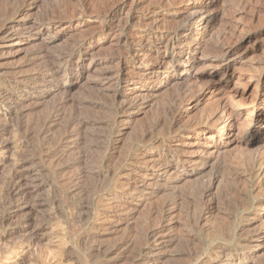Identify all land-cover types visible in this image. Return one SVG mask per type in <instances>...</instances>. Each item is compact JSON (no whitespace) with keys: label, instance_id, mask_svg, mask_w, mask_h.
<instances>
[{"label":"rangeland","instance_id":"rangeland-1","mask_svg":"<svg viewBox=\"0 0 264 264\" xmlns=\"http://www.w3.org/2000/svg\"><path fill=\"white\" fill-rule=\"evenodd\" d=\"M76 1L37 0L30 17L86 20ZM115 1L93 0L86 9H110ZM140 1L129 0L118 17L133 16L143 26L99 36L93 62H84L91 72L69 87L49 78L68 70L63 63L77 54L79 28L11 42L0 55L9 73L8 81L0 75V252L11 248L0 264H208L221 247L223 258L212 264H264V131L252 133L260 117L264 130V0H214L217 20L199 30L212 47L209 57L197 51L196 69L171 66L155 74L147 60L157 49L169 54L168 36L151 43L147 26L181 27L182 12L200 0ZM26 2L0 0V30ZM138 36L145 51L132 55L128 46L136 47ZM220 42L234 49L233 60L221 67L229 78L214 81ZM114 54L128 60L124 88L115 86ZM202 92L182 110L186 98ZM181 110L179 131L205 127L172 140L173 163L185 170L157 185L158 192L132 197L130 184L141 176L154 181L153 141ZM224 123L232 126L222 130ZM211 200L208 213L203 203ZM170 202L172 214L162 218ZM168 223L164 245L155 250L157 241L146 235Z\"/></svg>","mask_w":264,"mask_h":264},{"label":"bare ground","instance_id":"bare-ground-1","mask_svg":"<svg viewBox=\"0 0 264 264\" xmlns=\"http://www.w3.org/2000/svg\"><path fill=\"white\" fill-rule=\"evenodd\" d=\"M74 1V0H73ZM80 2V8H84L85 10L82 11L81 15H84L83 17H86L84 19L86 20H78V19H60L59 17H51V18H34L31 19L30 13L32 12V8H35V4L37 0H29V3L23 5L21 8H18L16 11H14L12 17L10 20H8L5 25H3V28L0 30V55H4V53L7 50V46L11 45L9 43H18L20 41H26L29 40L32 36L37 35V36H44L47 32H50L52 30H58V32L62 31L65 33V31H69L72 28H79L82 33L80 34L81 37H78V47H77V54L74 55L73 57L67 59L63 64L66 65L65 67L68 68V70H62L63 68H59L60 70H56L53 72L52 76L49 78L50 81L57 80L59 79L62 83L63 86L66 84L71 86L73 82H79L80 79L84 76L85 72H91L92 68H85L84 62L87 59L93 58L96 55L95 54V47L94 45L98 39L100 38L99 36L104 35V34H111L113 32H117L119 34H122L125 30H128L132 26H138L141 27L143 26L142 22L136 21V18L133 16L131 18H119L118 14L125 9L127 2L129 0H117L115 1L114 5L110 6V9L106 10H100V11H88L86 8L88 5L91 4L93 0H77ZM76 1V3H77ZM135 5L141 4L142 1L140 0H134ZM198 1V0H197ZM204 1L206 0H200V2L196 5L191 6L189 9L183 11L182 13L185 15L186 14V19L183 22L184 26L180 27L179 26H168L167 28H161L159 25L155 24H149L147 27L151 29L152 33L150 35V41L151 43H155L158 41H163L165 39V36H168L167 38V45H165V50L169 52V54H160V50L157 49L156 52L149 58L148 63H151L152 65H149L147 67V71L151 72L152 74L155 73H161V71H165L167 69H170L171 66L174 68V72L178 70H188V69H193L197 66L199 61L195 56H192V53L195 52H201V54H204L206 58L209 57V50L211 51V46L205 45L202 41L201 34L199 33L200 27L202 28H208L209 26H212L214 22L217 20V16L214 14V7L215 3L214 0H211V3H205ZM72 2V0H71ZM75 3V2H74ZM113 3V2H112ZM164 3V1L161 2V4ZM77 5V4H76ZM78 6V5H77ZM76 8L78 9V7ZM162 7V6H161ZM105 8V7H104ZM103 8V9H104ZM80 11V10H79ZM77 11V12H79ZM132 14V13H131ZM182 14V15H183ZM19 17L18 21H15ZM78 17V15H77ZM20 21H24V23H20ZM140 21V20H139ZM102 23L104 26L98 28L99 31H95L92 29L93 24L95 23ZM102 26V25H99ZM146 26V25H145ZM144 28V27H143ZM97 29V30H98ZM60 30V31H59ZM197 32V33H196ZM139 39V36L137 37ZM189 38H191V41H188ZM134 40V39H133ZM144 39L141 37L139 40H136V47L135 46H128L130 51H132L134 54L132 55H138L140 52L145 51V48L141 46V43ZM121 42L125 45L129 42V38L123 37ZM12 43V44H13ZM131 43V42H130ZM166 44V42H164ZM221 43V42H220ZM218 44V43H217ZM215 44V45H217ZM225 46H223V49L217 50V55L216 57H221L222 62H220L215 68H214V73H213V79H216L214 81H225L227 78H229L230 74L228 73L227 70H221V67L225 65L231 64L233 60V52L234 49L232 47H228L226 44L221 43ZM220 44V45H221ZM231 45L230 43H228ZM94 45V46H93ZM219 45V44H218ZM161 46V45H160ZM227 46V47H226ZM137 48V49H136ZM160 48V47H159ZM226 48V49H225ZM214 49V47H213ZM212 49V50H213ZM214 49V50H215ZM208 53V54H207ZM131 54V53H130ZM175 54H180V57L177 59V63H171V61L168 59L169 56H174ZM188 55L186 58H183L182 56ZM61 55L59 54L58 57ZM57 57V59H58ZM62 57V56H61ZM113 60H117V63L120 71L116 74L118 77L116 79V84L118 88L121 87H126L128 81L124 80L122 76V67H124L127 63L128 60L127 58L125 59L124 56L114 54L111 56ZM67 58V57H66ZM141 60L143 58H140ZM59 60V59H58ZM86 60V61H87ZM90 61V62H91ZM264 61V60H263ZM59 62V61H58ZM55 62V63H58ZM63 62V61H62ZM61 62V63H62ZM60 63V64H61ZM59 64V63H58ZM187 65V69H186ZM54 66V65H53ZM185 68H182L184 67ZM196 69V68H195ZM264 69V65L263 68ZM221 70V71H219ZM261 70V69H260ZM54 71V70H53ZM169 71V70H168ZM0 75L3 76V80L8 81L9 78V73L7 70L0 68ZM111 79V78H110ZM107 80L109 81V76L107 77ZM111 83V82H110ZM125 85V86H124ZM151 85V84H150ZM62 87V86H61ZM145 88V87H144ZM148 92L144 96H150L151 91L153 89L147 88ZM151 89V90H150ZM205 91V90H204ZM203 91V92H204ZM186 92V91H185ZM202 94H199L195 99L193 98L192 100L188 98L187 101L184 99V102L186 104L183 105L182 110H186L189 108L193 103L198 101L202 97ZM117 96V94H116ZM142 95V97H144ZM122 97L125 98V94H122ZM121 97V98H122ZM115 98V96H114ZM127 100H123L121 102H126ZM124 104V103H123ZM196 104V103H195ZM138 104H126L124 105L126 109H134L137 108ZM123 106V105H121ZM140 106V105H139ZM181 106V105H180ZM123 109V108H122ZM124 109V110H126ZM260 108H257V110ZM263 109V107H262ZM123 110V111H124ZM136 110V109H135ZM182 110L178 114V116H175L173 121L170 122L167 126L165 125L162 128V138L157 139L154 142V151L156 152V158L153 159L154 161V168L155 172L153 173L154 176V181H146L144 176H141L137 180V182L129 185V188L131 187V194L132 197H135L136 194H140V196H145L149 194H153L158 192L156 190L157 185H166L174 174H179L183 173L185 170L184 163L183 164H175L173 163V154H172V140H176L179 137H183V135H186L188 138L193 137L194 135H197L199 132H201L205 127H195L191 128L189 127L188 129L185 128L183 131L178 130V124L181 119L182 115ZM122 111V112H123ZM177 112V111H176ZM175 112V113H176ZM126 113V112H125ZM224 113V112H223ZM185 115V114H184ZM224 115V114H223ZM260 117V116H259ZM182 120V119H181ZM228 122V121H227ZM226 123V121H225ZM223 124L220 129L225 130L227 128H230L232 125L231 123L226 125ZM161 126V125H160ZM252 133L257 134L260 131L263 130V120L260 118H257L253 122V128H252ZM230 132V131H229ZM216 144L215 146L217 147V142H214ZM153 150V149H152ZM215 151V150H214ZM201 152V151H200ZM216 152V151H215ZM147 159V158H146ZM152 160V159H148ZM197 160V159H196ZM195 160V162H196ZM205 162V161H204ZM203 162V163H204ZM207 162V161H206ZM198 163V162H197ZM207 163H204L206 165ZM208 188V187H207ZM211 188L206 189L204 192V198H207V195L209 197V193ZM203 195V194H202ZM138 196V197H140ZM206 200V199H205ZM215 201L207 202L206 201L203 203L204 206L206 207V210L208 213H210L211 209L213 210L214 203ZM174 203V202H173ZM264 203V202H263ZM175 204V203H174ZM171 202L166 204L160 212V215L162 218L171 216L172 208H171ZM164 223V222H163ZM170 223L164 224L159 227V229L156 230H151L149 233L146 235V239H154L157 241L158 245L154 246L155 250H158L161 246L164 245V242H160V239L163 238V233L167 229L170 228ZM169 242H173L170 240ZM24 245V244H23ZM221 252L219 255L213 259V261H218L221 260L224 256V250L225 248L221 247ZM11 251V248H6L3 251L0 252L1 255H3L4 252ZM5 254V253H4ZM9 254V253H8ZM212 261V262H213ZM212 262H208V264H212Z\"/></svg>","mask_w":264,"mask_h":264}]
</instances>
